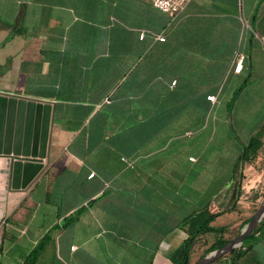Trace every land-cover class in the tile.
<instances>
[{
  "label": "crops",
  "instance_id": "obj_1",
  "mask_svg": "<svg viewBox=\"0 0 264 264\" xmlns=\"http://www.w3.org/2000/svg\"><path fill=\"white\" fill-rule=\"evenodd\" d=\"M242 1L252 31L239 0H189L175 16L149 0H0V93L52 108L49 159L13 193L1 264L43 239L37 264H173L191 215L238 229L225 213L236 182L243 197L264 187V134L238 164L264 131V0ZM237 264H264V235Z\"/></svg>",
  "mask_w": 264,
  "mask_h": 264
},
{
  "label": "water",
  "instance_id": "obj_2",
  "mask_svg": "<svg viewBox=\"0 0 264 264\" xmlns=\"http://www.w3.org/2000/svg\"><path fill=\"white\" fill-rule=\"evenodd\" d=\"M52 108L47 102L0 93V157L13 192L26 190L43 170L48 157ZM264 219V200L250 222L222 248L200 258L195 264H214L242 246Z\"/></svg>",
  "mask_w": 264,
  "mask_h": 264
},
{
  "label": "trees",
  "instance_id": "obj_3",
  "mask_svg": "<svg viewBox=\"0 0 264 264\" xmlns=\"http://www.w3.org/2000/svg\"><path fill=\"white\" fill-rule=\"evenodd\" d=\"M263 134L264 131L262 129L259 130L243 147L238 158V164H251L257 160L259 151L263 148L261 142ZM263 167L264 164L261 168H257V170L259 171ZM242 179L243 177L239 180V182H236L231 199V208L225 212L234 213L235 216L241 220L238 229L229 231L228 226H213L212 223L221 214H213L208 210L191 215L189 219L184 220L181 226V228L187 233V238L171 254L170 259L173 264H193L191 263L193 259L197 260L198 258H202L207 254L222 248L225 244L236 237L242 227L251 221L253 215L255 214V212L252 211L255 209V203H251L245 197L242 198ZM209 234L214 235V237L209 238ZM233 234L236 235L232 238ZM263 235L264 219L259 223L255 230L244 239L240 248L233 250L230 254L219 259L214 264H237L248 254V252H250L252 245ZM44 245L45 242L43 239L35 246L22 264H37L38 259L44 250Z\"/></svg>",
  "mask_w": 264,
  "mask_h": 264
},
{
  "label": "rangeland",
  "instance_id": "obj_4",
  "mask_svg": "<svg viewBox=\"0 0 264 264\" xmlns=\"http://www.w3.org/2000/svg\"><path fill=\"white\" fill-rule=\"evenodd\" d=\"M234 96H235V94H234ZM233 100H235V99L233 98L232 101H230L229 106L227 107V111L228 112L229 111L231 112V110L233 108L232 107V104L234 102ZM239 105H240V101H237L236 102V105H235V107L233 109V114L234 115L238 113V111L240 109V106ZM230 127H231V129H233V132L238 137V139L240 141H243V137L240 135L239 132H237V129L233 126L232 121L230 123ZM49 152H50V149H48V157H47L46 160L43 161V165L49 159ZM260 166H262V164ZM7 168L8 167H7L6 160L4 158H1L0 157V235H1V232H2L1 231L2 230V227L4 226V223H3L4 218L12 211V209H13V207L15 205V202L13 200V191H11V189H10L9 177H8L7 174L4 173V171ZM245 185L246 186L249 185L247 183V181H246ZM254 195H256V197H254ZM245 197H247V199H249V200H255V199L258 198L257 199V202L258 203L257 202H254L255 203V207H254L255 209L252 210V211H254L256 213L257 209L259 208L260 204L262 203V201L264 199V187L261 186V184H260V186L258 184L255 185V187H252L250 193H248L247 196H245ZM235 235L236 234H233L232 235V238L235 237ZM210 237L213 238L214 235L209 234V238ZM209 242H210V240H209ZM24 252L25 251L18 250V251L15 252V255H19L20 256V255H23ZM199 259L200 258H198L196 261H198ZM193 261H194V259L192 260L191 263H193Z\"/></svg>",
  "mask_w": 264,
  "mask_h": 264
},
{
  "label": "built area",
  "instance_id": "obj_5",
  "mask_svg": "<svg viewBox=\"0 0 264 264\" xmlns=\"http://www.w3.org/2000/svg\"><path fill=\"white\" fill-rule=\"evenodd\" d=\"M149 2L153 8L157 9L161 13L169 15V16H175L184 9V7L187 5L189 0H149ZM238 6H239V19L241 21L243 28H247L251 30L250 25L244 15L242 0H239ZM143 37H144V33H142V35L140 36V39H143ZM155 40L163 42L164 38L162 36H155ZM260 40L264 44V40L262 39ZM244 59L245 57L243 54H240V53L236 54L235 66H234L235 73H239L240 70L242 69ZM214 99L215 97L213 96L208 97V100L211 102H213ZM93 175L94 174H90L89 178H92Z\"/></svg>",
  "mask_w": 264,
  "mask_h": 264
},
{
  "label": "bare ground",
  "instance_id": "obj_6",
  "mask_svg": "<svg viewBox=\"0 0 264 264\" xmlns=\"http://www.w3.org/2000/svg\"><path fill=\"white\" fill-rule=\"evenodd\" d=\"M21 192V191H20ZM14 193V192H13Z\"/></svg>",
  "mask_w": 264,
  "mask_h": 264
}]
</instances>
